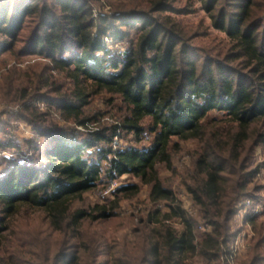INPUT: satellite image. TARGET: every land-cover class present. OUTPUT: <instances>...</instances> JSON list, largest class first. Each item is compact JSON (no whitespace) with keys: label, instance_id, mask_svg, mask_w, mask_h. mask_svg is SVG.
I'll list each match as a JSON object with an SVG mask.
<instances>
[{"label":"trees","instance_id":"obj_1","mask_svg":"<svg viewBox=\"0 0 264 264\" xmlns=\"http://www.w3.org/2000/svg\"><path fill=\"white\" fill-rule=\"evenodd\" d=\"M94 1L0 0V93L43 138L3 162L0 264H264V0H199L222 39L204 18L186 20L193 0H121L97 18ZM116 137L126 145L114 148ZM189 142L182 183L194 211L177 202L137 225L121 218L120 202L144 189L176 202L163 171L176 173ZM123 176L113 198L89 200ZM245 198L262 210L242 218L253 235L234 257ZM116 218L115 232L128 230L108 235Z\"/></svg>","mask_w":264,"mask_h":264},{"label":"rangeland","instance_id":"obj_2","mask_svg":"<svg viewBox=\"0 0 264 264\" xmlns=\"http://www.w3.org/2000/svg\"><path fill=\"white\" fill-rule=\"evenodd\" d=\"M121 0H97L93 2V5L95 7L100 8V6L102 4H107L108 6L111 7V10H114V5ZM126 1V0H123ZM186 0H178V5H182L185 3ZM194 5L196 6V8L198 9L197 12L190 14L188 16H186V20L190 23H195L199 20V18H204L205 22L207 25L210 26V31L212 35H217L218 39H222V38H227L226 34L224 32H221L219 30H216L214 27H212L211 25V20L208 17V15L206 14V12L202 9L201 7V2L199 0H193ZM126 43V42H123ZM127 44V43H126ZM40 103V109L41 110H45L46 107H44L43 105ZM15 106L16 105H8V103L3 99L1 93H0V137L3 140H9V139H13L15 141L16 144H18V146H20L19 148L21 149V154H27L29 157L31 155V152H28L27 149V145L25 144L26 141H32L33 143H35V140H37L38 134L34 131H32L33 133V137L30 140L26 139V134H25V126H30L33 128L32 125H30L28 122L18 118V114L20 112V110L18 112L15 111ZM103 110H106V106L105 104H101L100 103V107ZM59 114V113H56ZM222 117L221 113L218 112H213L211 114V116L209 117ZM54 122L59 124V125H67V122H63L60 118H58L55 114L52 117ZM108 120L112 122L111 118L108 117H104L103 120ZM23 126V127H21ZM97 124H92L91 128H96ZM119 139V145L118 147L124 146L126 145V141L118 138ZM41 142H43V138L40 139V142H37V144H41ZM191 143H183L182 145V151L174 154V167L176 168V173L173 170H165L163 171V176L164 177H170L171 179L169 180V185L171 187V189H176L177 192H180L179 197L181 200H183L185 202V204H187L189 207H192V202L189 201L190 195L188 196L187 194H185L184 189L186 190V187L184 186V184L182 183V177H183V171L186 168V164L190 163L188 157L186 158L185 156L187 155V150L190 148ZM19 149V150H20ZM0 151H2V149H0ZM11 155V154H10ZM10 158H13L10 156ZM16 158V157H14ZM8 158L6 157H2L0 159V175L4 172V167H3V162L5 160H7ZM18 159V158H17ZM262 157L258 156V161H261ZM188 166V165H187ZM261 177V181L264 183V169L260 174ZM117 183H119V186H121L122 184H125L129 181V177L127 176H123L120 179L114 180ZM110 186V184L106 187L108 188ZM106 188L103 189V187H99L97 189H95L93 192L89 193V200L90 201H95V200H103L105 201L107 198H113V193L109 194L108 196L104 194V191L106 190ZM187 192V190H186ZM188 193V192H187ZM154 208L152 207V204L150 202V200L148 199V193L147 190H143L139 200H132V201H121L120 202V207L117 209L119 215L121 218H133V222L135 223V225H137L139 223V220L141 218V216H146L150 211H152L151 209ZM243 213H241L240 215L237 216V218L234 221V228L240 227L241 231L243 229H246L247 225H245L242 222V216ZM120 220V219H115V220H109L104 224V227L107 229V234L108 235H112V234H118V235H123L128 228H120L119 231L115 232V229L117 227L116 222ZM98 229V228H97ZM249 248V247H248ZM247 250L241 252L239 254V256H243V254L245 252L248 251ZM241 258V257H240Z\"/></svg>","mask_w":264,"mask_h":264},{"label":"built area","instance_id":"obj_3","mask_svg":"<svg viewBox=\"0 0 264 264\" xmlns=\"http://www.w3.org/2000/svg\"><path fill=\"white\" fill-rule=\"evenodd\" d=\"M93 13H94V16L97 18L99 16L111 15L112 10H111L110 6H108L107 4L104 3L100 6V8L94 6ZM104 42H105L108 49H114L120 53H125L128 49V46L126 43H123V42L113 43V41L108 37L104 38ZM20 108L21 107L19 105H16L15 111L18 112L20 110ZM55 115L58 118H60L63 122H65L59 114L55 113ZM21 127H23V126H21ZM77 128L80 131H87L91 128V126L89 128L88 126L77 125ZM33 129L34 128H32L30 126H25V134L27 136L26 137L27 140L32 139V137H33L32 131H34ZM38 137L39 138H37V140H35L36 144H37V142H40V139H41V137L39 135H38ZM119 143H120L119 139H118V137H116L115 141H114V148H118ZM10 156L13 158H10ZM27 156H28L27 154H24V155L21 154V150L17 149L16 147H12V148L4 149V150L0 151V159L2 157H6L8 159H17L18 158L17 160L22 162ZM14 157H16V158H14ZM185 157L189 158L188 155H186ZM118 187H119V183H117L116 181H113L110 184V186L108 188H106V190L104 191V194L108 196L109 194L113 193ZM172 190L174 192L176 202H174L172 204V206H170L169 203H167L166 201L151 202L152 207H154V208H152L151 209L152 211H150V212H155L157 210H160L162 212H171V210H172L171 207L177 208V206H176L177 202L181 203L182 209H187L188 211H194L193 207H189L187 204H185V202L183 200L180 199V197H179L180 192H177L176 189H172ZM183 192H185V194H187L189 196V194L186 192L185 189ZM189 201H191V198H189ZM236 208L238 209V212H239L238 215L243 213L242 216L244 218V216H246L249 213H251V214L259 213L262 210V205L261 204H255L252 198H245V199L241 200L236 205ZM170 223L174 224L177 227H181L183 224L181 219H176L174 221H170ZM246 227H247L246 229H248V230L243 229L241 232H239L236 240L234 241L233 245L231 246L234 257L238 256L241 252L247 250V248L250 246V238L252 237L253 232H252L250 226L247 225ZM200 229L210 230V226L205 225V224H201Z\"/></svg>","mask_w":264,"mask_h":264}]
</instances>
